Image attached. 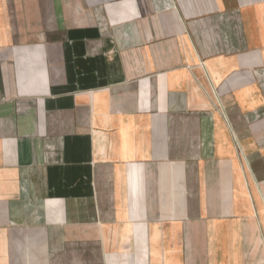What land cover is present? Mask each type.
Masks as SVG:
<instances>
[{"label": "crops", "instance_id": "obj_1", "mask_svg": "<svg viewBox=\"0 0 264 264\" xmlns=\"http://www.w3.org/2000/svg\"><path fill=\"white\" fill-rule=\"evenodd\" d=\"M0 264H264V0H0Z\"/></svg>", "mask_w": 264, "mask_h": 264}]
</instances>
